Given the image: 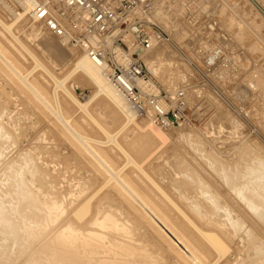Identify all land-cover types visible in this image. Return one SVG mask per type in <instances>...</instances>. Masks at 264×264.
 I'll return each mask as SVG.
<instances>
[{"label":"rangeland","instance_id":"obj_1","mask_svg":"<svg viewBox=\"0 0 264 264\" xmlns=\"http://www.w3.org/2000/svg\"><path fill=\"white\" fill-rule=\"evenodd\" d=\"M232 1L235 3L230 4L233 3L239 7L236 0ZM162 2L165 9L162 7L164 10L161 18H165L166 25L160 23L162 25L160 27L168 36L170 35V42L161 43L157 49H160L161 45L167 48L165 60L169 63L164 62L163 66L155 63L153 72L150 71L148 65L146 68L151 80L160 91L171 93L177 90L185 91L189 112L194 115L195 123L191 126L176 125L163 130L165 138L162 137L161 140L153 138L147 132H137L131 138L122 134L117 140L185 215L199 228L210 229V232L221 237L229 250L219 264H264V84L262 89L259 85L255 86V79L250 76L254 75L251 72L255 68L253 62L257 64V73L260 76L262 72L264 73V21L261 20V15L256 10L257 17H260L263 23L248 19L250 26L260 35L259 47L256 46L254 47L256 49L250 50L243 49L239 44L242 43V38L239 39L242 36L239 34L238 38L236 34L231 36L233 41L236 40L232 44L233 46L239 44L240 47H232L231 51L229 49L226 51L227 57H234L235 60L230 58L229 62L223 60L213 68H203L199 64H194L193 57L189 55L195 52L197 55L199 52L211 51L212 46L219 43L218 40L213 39V33L207 31V24L222 13L221 4L224 0H162ZM251 9L254 10L252 7ZM248 12L245 10L242 17ZM163 13L167 15V18ZM11 19L13 18L0 6V20L8 24ZM180 22H183V25L186 22L190 24L185 25L186 28L189 25L186 38L178 41L173 26L175 27ZM19 24L15 25L14 32L18 33L21 43L56 78L62 79L67 73L64 72L66 66L55 65L52 56L45 53L46 48L42 43L44 36L47 39L53 37L45 30L41 39L30 37L27 31L23 32L20 28L24 22ZM167 26L172 29L169 30ZM235 31L236 29L232 30L231 34L237 33ZM191 32L194 34L199 32L197 35H200L201 39L197 38L196 34L188 35ZM7 36L8 34L1 29L0 48L22 73L30 71L35 66L33 60ZM190 36L192 38L195 36L196 41L194 38L189 40ZM57 43L55 44L58 45ZM202 46L206 48L203 49ZM64 47L67 49L69 59L75 57L74 54L78 55L68 50L66 46ZM243 55L246 58L244 62L240 61ZM251 60L253 65L250 64ZM247 61L250 63L248 64ZM236 62L243 64L237 65ZM250 65L253 67L250 68ZM155 67L159 70L157 71ZM240 67L243 69V77L246 75V78L240 77L242 79L240 80L235 77L233 82L231 81L232 85L229 86L228 81L225 83L224 80L232 79L231 77L238 73L237 69ZM246 69L249 72L245 73ZM1 70L5 71L3 68ZM1 70L0 264H182L181 259L179 260L173 251L156 237L154 238L137 215L132 214L121 199L113 195L112 184L98 190L105 181L102 170L82 151L79 144L69 136L67 137L65 132L56 126L47 111L37 107L29 95L14 84L11 80L12 76L7 74V71L4 73ZM33 72L29 79L36 81L42 87V91L44 89L46 92L49 101L53 103L50 94L53 88L52 83L44 80L41 68L37 67ZM65 86L81 103L87 101L86 98L91 97L95 90L81 75L70 77L65 82ZM59 94L63 114L71 117L73 127L91 139L104 142L105 136L97 124L87 114L73 109L61 92ZM87 111L108 133L113 134L118 128L119 123L115 120L117 112L103 96L92 100L87 106ZM137 119L141 127L148 123L145 119ZM158 145L160 150L151 158L146 159L151 150ZM94 147L113 168L119 169L120 166L126 164L125 158L119 156L113 146L107 144L106 146L94 145ZM122 173L132 177L133 186L139 191L156 195L154 188L152 189V186L149 187L150 185L144 182L146 180L140 177L142 183L137 179L138 176L133 166L127 165ZM239 189L245 197L249 194L248 199L256 200L254 205H257V209L253 211L249 207V201L241 200L237 196ZM156 196L155 200L159 202L163 212L167 213L164 214L169 216L171 224L179 232L181 231V234L192 239L189 237L193 234L188 224H183L185 221L175 215L169 202ZM88 197H93V199L90 202L89 214L84 217V220H88L91 215L93 217V214L95 216L90 222L94 225H85L88 228L87 231L91 230L87 232L86 227L81 225L83 222L79 224L73 213ZM79 198L82 201L78 200ZM48 208L55 211L50 214ZM80 226L84 229L82 232L79 230ZM183 227L189 231H185L187 229ZM77 228L79 229L76 230ZM109 231L113 236L108 235ZM73 232L88 241L94 236L96 237L94 242L98 238L100 244H97V240L94 251L86 247V254L83 252L84 248H79L83 249L79 250L59 243L61 236ZM112 248L115 251L119 250L117 254ZM202 248L206 262L210 263L213 255L209 256L210 253L203 246ZM79 251L81 253H78ZM127 253L129 256L126 257ZM80 254L82 257L79 256Z\"/></svg>","mask_w":264,"mask_h":264},{"label":"bare ground","instance_id":"obj_2","mask_svg":"<svg viewBox=\"0 0 264 264\" xmlns=\"http://www.w3.org/2000/svg\"><path fill=\"white\" fill-rule=\"evenodd\" d=\"M41 0H0V6H2V8L13 18L11 19V21L6 24L4 22H2L0 20V28L3 29L4 33L6 32L8 34V36L11 38V40L16 43V45H19L24 53H26V55L28 57H30L35 66H33V68L26 72V73H22V71L18 68V66H16L9 58V56H7L2 49L0 48V70L3 68L5 71H7V74H10L12 76V81L14 82V84L16 86H18L19 88L22 89L23 92H25L26 94L29 95L31 101L37 106L42 108L43 110L47 111L50 115L51 118L53 120V122H55L56 126L59 127L61 130H63L66 134V136L70 137L74 142H76L77 144H79V146L81 147L82 151L85 152L90 158L91 160L95 163L96 166H98L101 170H102V176L105 177V181L101 182V184L103 186H100L98 190H102L106 185L108 184H112V193L115 197H118L121 199V201L125 204L126 208H128L132 214L137 215L138 219L140 221L143 222V224L145 225V227L148 229V231L151 232V234H153L154 238L156 237L161 243H163L169 250L173 251L174 255L179 258V260L181 261L182 264H219V262L222 260L223 257L226 256V254L228 253V246H226V244L223 242V240L221 239V237L219 235H217L216 233L210 232L209 230H205V229H201V227L199 228L187 215L184 214L183 211H181L177 205H175L173 203V201L171 199H169L167 197V195H165L162 191L161 188L158 187L153 180L143 171L141 165H139L138 163H136L131 156L127 153V151L123 148V146L118 142L117 138L118 136L125 134L124 136L131 138L133 137L137 132L140 133H149L153 138L157 139V140H161L162 137L165 138V132L163 131L162 128H160L159 126L153 125L150 122L146 123L143 127H141L139 125V123L137 122V118L135 116L134 113H132V111L129 108V104L127 103V101L125 100V98L122 96V94L117 90V88L112 84V82L109 80L107 73H106V69L105 66H100V64H98L97 62H94L90 57H88L86 54H82L79 50L73 49L67 45H65L61 40L56 39L57 41L55 42V40L52 38L47 39L44 36V39H42V44L43 46H45L46 49L45 53L49 54L50 57L52 56V58L54 59V64L57 66H62L65 67L64 72H67L66 75L62 78V79H58L56 78L49 69L45 68L36 58L35 56L29 52L25 46L21 43L19 36L17 35V32H14V27L16 24L22 23L24 22V24L22 26H20V28L23 30V32H28L30 37L33 38H40L43 37V35L45 34V31L47 32L48 35H50L45 27V25L43 23H37L32 21L31 17H30V12L33 8V5ZM238 3H236L237 5H239V7H237L236 5H234L232 0L231 2H233L232 4H230L231 2L229 0H224V3L221 4L222 6V13L218 14L216 19H214L213 21L210 22V24H207V31L211 32V34L213 33V39H215V41L218 40L219 43L215 44L214 46H212L213 48L211 49V54H213L215 56L216 52L219 51V53L216 55L217 57L214 59V63L213 66H216L220 63V61L222 59H224V61L229 62L230 58L234 57H227L226 55V51L229 49L232 50V47H243V49L246 50H250L253 49L254 47H259V42H260V35L258 32H256L251 26H250V22L248 21L249 18L256 20L257 23H263L264 21V0H236ZM169 2V1H168ZM162 0H156L154 2L155 5V18L158 22L159 25H161L160 23H162L163 25H166L165 22V18H161L162 16V11L165 9L164 5L162 6ZM164 4V3H163ZM167 6V5H166ZM164 9H163V8ZM225 7V9H224ZM254 8V10L251 9ZM245 10L249 11L246 16L242 17L244 15ZM251 10V11H250ZM255 10L261 15V18L257 17V13L255 12ZM167 12V11H164ZM254 12V13H253ZM159 14V16H158ZM216 14V13H215ZM164 15V13H163ZM166 15V14H165ZM164 15V16H165ZM252 15H256L255 17H253ZM167 18V15H166ZM169 18V16H168ZM194 19V18H193ZM206 19V18H204ZM263 21H261V20ZM25 20V21H24ZM169 20V19H168ZM200 20V19H198ZM203 20V19H201ZM23 21V22H22ZM170 21V20H169ZM194 21V20H193ZM192 21V23H193ZM191 22V21H190ZM202 22V21H201ZM254 23H256L255 21H253ZM181 23V24H180ZM177 25H175V27L173 26L174 33L175 36L177 37V40H181L183 39L186 35H187V28L185 25L190 24L189 22H186L185 25H183V22H180ZM185 23V22H184ZM191 23V25H192ZM199 23V22H198ZM168 24V23H167ZM171 24V23H170ZM20 25V24H19ZM169 25V24H168ZM198 25V24H196ZM195 25V26H196ZM199 25H201V23H199ZM225 25V26H224ZM203 26V25H201ZM162 27V25H161ZM225 27H228L227 29ZM167 28H169V30L172 29V27L167 26ZM190 28V27H189ZM193 28V27H192ZM197 28V27H196ZM202 28V27H201ZM0 29V30H1ZM164 29V28H163ZM191 29V28H190ZM189 29V30H190ZM225 29V30H224ZM236 29L233 35L231 34L232 30ZM45 30V31H44ZM192 30V29H191ZM196 30V29H195ZM194 30V31H195ZM198 30V29H197ZM201 31V29H200ZM199 31V32H200ZM196 32V31H195ZM197 32V33H199ZM171 33V31H170ZM189 33V32H188ZM197 33H195L197 35ZM233 33V32H232ZM194 32L188 34V35H195ZM201 34V33H200ZM237 34V37L239 38L240 35L242 37H240L239 39L241 40L242 38V43H239L237 45L236 43H234V45L236 44V46H233V42H236L235 38L233 41L231 36H234ZM240 34V35H239ZM6 35V34H5ZM7 36V37H8ZM51 36V35H50ZM170 36V35H169ZM190 36V37H191ZM198 36V35H197ZM175 37V38H176ZM188 37V36H187ZM195 36H193L194 38ZM200 35L197 37L199 38ZM32 38V39H33ZM46 38V39H45ZM186 38V37H185ZM191 37L188 38L189 40L193 39ZM187 39V40H188ZM201 39V37H200ZM198 39V40H200ZM39 40V39H38ZM54 40V41H53ZM186 41V39H184ZM188 40V41H189ZM197 40V41H198ZM194 41H196V38H194ZM193 41V42H194ZM201 41V40H200ZM58 42V43H57ZM240 42V41H239ZM55 43H57L58 45L62 46L59 47L58 45H56ZM182 43V42H181ZM200 43V42H199ZM261 43V42H260ZM184 44V43H183ZM196 44V42H195ZM242 44V45H241ZM261 45V44H260ZM42 46V47H43ZM66 46L68 48V50L74 51V53L78 54L77 56L74 54L75 57H73L72 59H69V55L67 53V49L64 47ZM159 46V45H158ZM158 46L150 52V54L145 56V61H146V65H148V68L150 69V71H154V66L155 63L159 65L164 64V62H167L168 60H165V51L167 52V48L163 47V45H161L160 49H157ZM185 46V45H184ZM193 47V46H192ZM44 48V47H43ZM233 48V49H234ZM264 48V47H263ZM237 49V48H236ZM242 49V48H241ZM242 49V50H243ZM256 49V48H254ZM169 50V49H168ZM230 50V51H231ZM246 50H243L244 52H247ZM239 51V50H238ZM186 52H188L186 50ZM195 52V51H193ZM235 51H233L234 53ZM249 52V51H248ZM189 53V52H188ZM187 53V55H189ZM232 53V54H233ZM236 53V52H235ZM239 53V52H238ZM231 54V55H232ZM243 53L241 52V55ZM256 54V52H255ZM230 55V54H228ZM237 55V54H236ZM240 55V54H238ZM246 55V54H245ZM245 55L241 56L242 62H244L243 60L246 61V58L244 57ZM253 55V53H252ZM190 57L192 56V61L194 64H199L201 65L203 68H209L208 64L206 62H203L198 55H196V52L194 54H190ZM237 57V56H236ZM240 57V56H239ZM250 57V56H249ZM252 58V57H251ZM235 60V59H234ZM169 63V62H167ZM222 63V62H221ZM248 63V61H247ZM250 63V62H249ZM248 63V64H249ZM237 64V62H236ZM238 64H243L241 62H238ZM237 64V65H238ZM246 64V62H245ZM244 64V66H246ZM247 64V66H248ZM252 64V60L251 63ZM255 68L252 69V74L254 73V75H250L251 78L253 77V79H255L254 83L255 86L259 85L260 88L262 89V87L264 86V79H263V72L260 74H258V69H257V64H255L253 62ZM252 64V65H253ZM163 66V65H162ZM242 66V65H240ZM243 66V67H244ZM263 66V64L261 65ZM37 67L42 69V74L44 76V80L46 81H50L52 83V90L50 91V94L53 98V103L49 101V99L47 98L46 92H44V89L42 91V87H40V85L35 81L30 80V75H32L34 72L33 70H36ZM253 67V66H252ZM250 65V68H252ZM264 67V66H263ZM262 67V68H263ZM245 68V67H244ZM248 68V69H250ZM156 69V67H155ZM157 70V69H156ZM159 70V69H158ZM157 70V71H158ZM251 70V69H250ZM254 70V71H253ZM262 70V69H260ZM2 71V70H1ZM5 71H2L5 73ZM152 71V72H153ZM238 73L233 74V76L231 77L232 79H227L224 80V82L226 83V81H228L227 83H229L231 86L234 78H238L240 80H242L241 78L243 77V69L242 67L237 69ZM249 72L247 69L245 70V73ZM261 72V71H260ZM32 73V74H31ZM247 74V75H248ZM74 75H81L83 78H85L93 87H94V93L91 97H87L84 103H81L80 101H78L76 99V97L71 93L70 89H68L65 86V82L67 80H69L70 77L74 76ZM246 76V75H245ZM244 76V77H245ZM241 77V78H240ZM243 77V78H244ZM262 77V78H261ZM246 78V77H245ZM260 78V79H259ZM248 79V78H247ZM252 79V80H253ZM232 81V82H231ZM238 81V80H236ZM245 81V79L243 80ZM247 81V80H246ZM222 82V81H221ZM42 83V82H41ZM238 83V82H236ZM248 83V82H247ZM219 84V83H217ZM221 84V83H220ZM246 84V83H245ZM222 85V84H221ZM226 85V84H225ZM248 85H250L248 83ZM254 85V84H253ZM263 85V86H262ZM220 86V85H219ZM228 86V85H227ZM247 86V85H246ZM254 86V88H255ZM223 87V86H221ZM226 88V86H225ZM259 88V87H258ZM190 90V88L188 89ZM260 90V89H259ZM258 90V92H260ZM47 91V90H46ZM59 92H61L62 96L68 101H66L68 104H70V106L73 109L78 110L81 113H85L88 115V117L94 121L97 126L99 127L100 131L102 134H104L105 136V141H97L94 139H91L89 137H87L85 134H83L82 132L78 131L77 129H75L72 125V121H71V117H66L63 114L62 111V106L60 103V94ZM263 92V91H262ZM48 94V93H47ZM263 95V93H261ZM49 95V94H48ZM253 96L255 95L252 94ZM261 95V97H262ZM99 96H103L108 102L111 103L112 107L114 110H116L117 112V118H115V120L119 123L118 128L116 129V131L111 134L108 133L100 124L97 123V121L94 119V117L88 113L87 111V106L88 104L94 100L95 98L99 97ZM252 96V97H253ZM258 96V95H257ZM251 97V99H252ZM256 97V96H255ZM254 97V99H255ZM260 98V94L258 96ZM258 98V99H259ZM263 98V97H262ZM261 98V99H262ZM257 99V100H258ZM264 100V99H263ZM260 101V100H259ZM252 102V101H251ZM258 102V101H257ZM259 103V102H258ZM249 105V104H248ZM52 122V121H51ZM229 125V124H227ZM131 128V129H130ZM131 130V131H130ZM125 132V133H124ZM129 132V133H128ZM123 137V136H122ZM107 144L113 146V149L116 151V153L119 156H122L125 158L126 164H124V166H120L119 169H115L113 168L107 161L106 159L95 149L94 145L96 146H106ZM160 150V146H156L154 149L151 150L150 154L146 157V159L151 158L152 156H154L158 151ZM23 156V155H21ZM26 156V155H25ZM28 158V157H27ZM28 164V163H27ZM127 165H131L134 167V169L136 170V175L138 176L137 179L141 180H146L144 182H146V184L151 187L152 189L154 188V190L156 191V195H158V197L160 198H164L166 200V202H169L170 208H172L175 211V215H178L179 217H181L183 219V224H188L187 226L189 227L190 231L192 232V236H190L191 232H189V237H191L192 239L186 237V235L181 234L178 229H176L174 227V225L171 224L170 222V218L168 215H165L167 213L163 212L164 210L161 208L159 202L157 200H155V197H157L156 195H151V194H147V192L144 191H139L138 189H136L133 186V180L132 177L128 176V175H124L122 172L124 171V168L127 167ZM22 166V165H21ZM126 166V167H125ZM19 169V167H18ZM140 174V175H139ZM258 176V175H257ZM142 177V179L140 178ZM252 179V178H251ZM256 179V178H255ZM264 179V178H263ZM143 183V182H142ZM252 183V182H251ZM246 184V181H245ZM257 184V183H256ZM238 185V184H237ZM242 185V184H241ZM252 185V184H251ZM263 185V184H262ZM234 186V185H233ZM244 186V185H243ZM242 186V187H243ZM248 186V185H247ZM201 187V186H200ZM246 187V186H245ZM256 187V186H255ZM254 187V188H255ZM150 188V189H151ZM240 188V187H239ZM247 188V187H246ZM250 189V188H249ZM97 190V191H98ZM205 190V189H204ZM235 190V189H234ZM82 191V190H81ZM84 191V190H83ZM97 191L94 193V196L96 195ZM236 191V190H235ZM258 191V190H257ZM81 193V192H80ZM260 193V192H259ZM247 194V193H246ZM254 194V193H253ZM74 195V194H73ZM80 195V194H78ZM206 195V194H205ZM249 195V194H248ZM247 195V197H248ZM255 195V194H254ZM93 196V197H94ZM152 196V197H151ZM192 196V195H191ZM202 196V195H201ZM237 196L239 198H241V200L244 201H249V207L251 209H253V211L255 209H257V205H254L253 201L254 199H248L247 197H245L242 194L241 189H239V193H237ZM261 196V195H260ZM57 197V196H56ZM75 197H78L75 195ZM82 197V196H81ZM93 197H88L85 201H82V199H78L81 200L82 202L80 203V208L77 209L74 213L73 216L76 217V221L80 224V222H83L81 225L83 226H87V224H92L90 223L91 220L93 219V217L95 216V214H93V217L91 215V217L88 220H84V217L89 214V209H90V202L93 199ZM209 199V198H208ZM76 200V199H75ZM84 200V199H83ZM164 200V201H165ZM258 200V199H257ZM253 201V202H252ZM201 202V201H200ZM77 203V201H76ZM212 203V202H211ZM74 204V203H73ZM98 204V203H97ZM218 204V203H217ZM258 204V203H257ZM260 204V203H259ZM48 205V204H47ZM51 205V204H50ZM49 205V206H50ZM64 205V204H63ZM79 205V204H77ZM167 205V204H166ZM192 205V204H191ZM210 205V204H209ZM248 205V204H247ZM252 205V206H251ZM100 207V205H98ZM76 207V206H75ZM189 207V206H188ZM230 207V206H229ZM248 207V208H249ZM101 208V207H100ZM216 208V207H215ZM95 209V208H94ZM99 209V208H97ZM103 209V208H102ZM100 209V210H102ZM195 209V207H194ZM224 209V208H223ZM105 210V209H104ZM208 210V209H207ZM227 210V208H226ZM48 211L50 214L53 213V211H55L53 209L48 208ZM51 211V212H50ZM95 211V210H94ZM107 211V210H106ZM105 211V212H106ZM251 211V210H250ZM96 212V211H95ZM227 212V211H226ZM238 212V211H237ZM259 212V211H258ZM165 213V214H164ZM200 213V212H199ZM219 213V211H218ZM246 213V212H245ZM263 213V212H262ZM55 214V213H54ZM100 214V213H98ZM209 214V213H208ZM225 214V213H224ZM103 215V214H102ZM218 215V214H217ZM257 215V214H256ZM44 216V215H43ZM72 216V217H73ZM113 216V215H112ZM226 216V215H225ZM228 216V215H227ZM226 216V217H227ZM263 216V215H262ZM98 217V216H97ZM102 217V216H101ZM197 217V216H196ZM66 219V218H65ZM117 219V218H116ZM210 219V218H209ZM216 219V218H215ZM243 219V218H242ZM257 219V218H256ZM100 220V219H99ZM227 220V219H225ZM182 221V220H181ZM216 221V220H215ZM64 222V221H63ZM74 222V221H72ZM71 222V223H72ZM76 222V223H77ZM95 222V221H94ZM93 222V223H94ZM111 224V221H109ZM121 222V220H120ZM141 222V223H142ZM227 222V221H226ZM75 223V222H74ZM65 224V223H64ZM63 224V225H64ZM70 224V223H69ZM116 224V223H115ZM227 224V223H226ZM242 224V223H241ZM77 225V224H76ZM89 225V227H90ZM94 225V224H92ZM203 225V224H202ZM213 225V224H212ZM212 225H210L212 227ZM61 226V225H60ZM78 226V225H77ZM85 226V227H86ZM177 226V225H176ZM186 226V227H187ZM82 227V228H85ZM114 227V226H113ZM118 227V225H117ZM128 227V226H127ZM183 227V228H186ZM92 228V227H91ZM106 229L108 227H105ZM112 227H110L111 229ZM120 228V227H119ZM180 228V227H179ZM222 228V227H221ZM254 228V227H253ZM60 229V228H59ZM74 229V228H73ZM79 228H77L76 230H78ZM87 227L86 230L87 231ZM103 229V228H102ZM182 229V227H181ZM180 229V230H181ZM187 229V228H186ZM189 229L185 230V231H189ZM230 229V228H229ZM81 232L84 229H80ZM113 230V229H112ZM111 230V231H112ZM84 231V232H85ZM88 231H91L90 229ZM87 231V232H88ZM102 231V230H101ZM121 231V230H120ZM184 232V230H182ZM85 232V233H87ZM115 232H117L115 230ZM95 233V232H94ZM220 233V232H219ZM49 234V233H48ZM52 234V233H51ZM107 235V233H105ZM110 234V231L108 233V235ZM186 234V232H185ZM239 234V233H238ZM111 235V234H110ZM127 235V234H126ZM188 235V234H187ZM247 235V234H246ZM50 236V235H49ZM65 236V235H64ZM60 237V244H66L67 246H70L72 248H84L83 249H79V250H83V252H85V248L88 247L87 249H91L94 251V249H96L97 244L99 243V239L97 238V240L94 242L95 238L93 236V238H91L90 241L86 240L85 238H82L79 234H74V232L72 234H69L65 237ZM85 236V235H84ZM113 236V235H111ZM110 236V237H111ZM119 236V235H118ZM151 236V235H150ZM223 236V235H222ZM90 237V236H89ZM252 237V235H251ZM100 238V237H99ZM226 239V238H225ZM101 240V238H100ZM105 240V239H104ZM106 241V240H105ZM193 241V242H192ZM195 241V242H194ZM97 242V244L95 245V243ZM101 242V241H100ZM103 242V240H102ZM104 243V242H103ZM194 243H196L194 245ZM100 244V243H99ZM126 244V243H124ZM140 244V243H139ZM146 244V243H145ZM116 245V244H115ZM99 246V245H98ZM202 246L207 250L209 254V256H212L213 260L209 261L210 263L206 262V257L204 256L205 253L203 252V248ZM115 247V246H114ZM113 247V248H114ZM129 247V246H128ZM112 248V249H113ZM110 249V247H109ZM111 249V250H112ZM125 249V248H123ZM252 249V248H251ZM114 250V249H113ZM121 250V249H120ZM101 251V250H99ZM115 251V250H114ZM113 251V252H114ZM119 250L115 251L118 252ZM130 251V250H128ZM72 252V251H70ZM98 252V251H97ZM110 252V251H109ZM108 252V254H109ZM133 252V251H132ZM73 253H75V251H73ZM78 253H81L80 251ZM86 253V252H85ZM90 253V252H89ZM92 253V252H91ZM96 253V251H95ZM114 253V254H115ZM122 253V252H121ZM87 254V253H86ZM94 254V253H93ZM106 254V253H103ZM117 254V253H116ZM119 254V253H118ZM212 254V255H211ZM91 255V254H90ZM98 255V253H97ZM123 255V254H122ZM80 257H82V255H79ZM85 256V255H84ZM102 256V255H101ZM107 256V254H106ZM111 256V255H110ZM115 256V255H114ZM129 256V254L127 253L126 257ZM131 256V255H130ZM155 256V255H154ZM236 256V255H235ZM234 256V257H235ZM48 257V256H47ZM73 257V256H72ZM86 257V256H85ZM75 258V256H74ZM116 258V257H115ZM78 259V257H77ZM100 259V258H99ZM82 260V259H81ZM93 260V259H92ZM129 260V259H128ZM69 261V260H68ZM97 261V259H96ZM90 262V261H89ZM106 263V262H105ZM71 264V263H70ZM79 264V263H78ZM83 264V263H82ZM87 264V263H86Z\"/></svg>","mask_w":264,"mask_h":264},{"label":"built area","instance_id":"obj_3","mask_svg":"<svg viewBox=\"0 0 264 264\" xmlns=\"http://www.w3.org/2000/svg\"><path fill=\"white\" fill-rule=\"evenodd\" d=\"M155 1L41 0L33 5L30 17L43 23L52 37L105 66L109 80L136 117L163 130L191 126L195 118L185 91H160L146 68L145 56L170 42L155 18ZM211 53H197L209 68L215 67L219 51L215 56Z\"/></svg>","mask_w":264,"mask_h":264}]
</instances>
